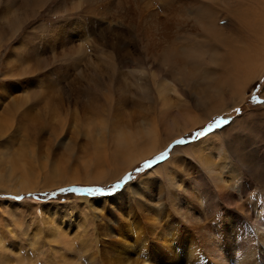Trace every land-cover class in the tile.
Masks as SVG:
<instances>
[{
  "label": "rangeland",
  "instance_id": "374dc122",
  "mask_svg": "<svg viewBox=\"0 0 264 264\" xmlns=\"http://www.w3.org/2000/svg\"><path fill=\"white\" fill-rule=\"evenodd\" d=\"M61 1L0 0V264L144 263V250L126 255L120 245L151 232L157 212L192 226L177 207L187 184L212 202L203 230L231 211L248 241L255 215L238 202L216 207L199 152L206 148L225 180L246 183L239 203L263 202L264 0H238L256 25L228 16V0H155V49L145 38L153 25L133 0H117L115 11L130 1L134 14L110 27L95 24V12L55 15ZM15 15L25 20L19 32ZM57 24L71 37L52 40ZM235 56L251 59L254 73L232 83L226 66ZM211 60L223 62L213 68ZM216 121L228 123L196 138ZM116 184L112 195L80 191L109 193ZM155 262L174 264L164 251Z\"/></svg>",
  "mask_w": 264,
  "mask_h": 264
},
{
  "label": "bare ground",
  "instance_id": "6f19581e",
  "mask_svg": "<svg viewBox=\"0 0 264 264\" xmlns=\"http://www.w3.org/2000/svg\"><path fill=\"white\" fill-rule=\"evenodd\" d=\"M133 1L135 2V5L138 10L137 12H139L138 15L140 16V18L142 20H146L145 25L148 24L153 25L152 27H150V30L147 31L148 36H146L145 38L146 41L150 42V46L152 45V49L153 48L155 49L157 44L154 42H156L155 40L158 39V37H155L154 35H149L148 32L154 30L156 32L162 27V22H160L159 8L153 5V2L155 0H133ZM160 1H166V0H160ZM35 2H37V4L38 3L42 4L41 2H43V0H35ZM116 2L117 0H63L57 5L58 8L57 6L55 7V9L56 8L57 9L53 13H55V15L57 14L60 15L63 13L67 15H72L75 12H81V11L87 13L92 12V14L93 12H95L94 14L96 16L90 15L92 17L97 18L94 20L95 24L97 25L104 24V25H108V27H110V25L112 24L118 26L119 24H123L121 22H123V19L125 17H127V14L133 15L134 11H132V9H129L130 7H132V2L130 1H124V3L122 4L120 3L119 7H117L118 11H115L113 8L116 9V4H117ZM177 3L185 4V2H181V1H178ZM223 6L228 16H232L235 20L238 19L242 20V23L245 25H248L247 23H251V22L256 25V19L253 16L249 17L248 15L245 14L244 10L241 8V6H239L238 0H228ZM201 16L204 19L206 18L204 12L200 13L199 17ZM12 19L16 26L15 32H19L20 29L25 25V20L23 19V16L15 15L13 16ZM61 26L62 25L57 24L58 29L52 32L53 36H51V39L53 37L55 38L57 37V39L59 38L60 41L64 38L67 39L68 37H71L72 34L71 27L64 26L65 27L64 29V27L61 28ZM213 27L214 25H212V28ZM164 37H167V34ZM166 47L168 48V51L172 53V46L167 45ZM251 57H254V55H251L249 58ZM232 58H237V59L236 61H232L229 66L225 65L227 72L231 76L229 80L230 82L232 83L238 82L241 79V76L246 72L254 73V69L252 68L254 63L251 59L249 61L247 59L246 64H242L241 58L237 56ZM211 62L214 68L215 64L218 65L217 63H222L223 61L211 60ZM140 74L143 76L142 72H140ZM177 124L178 123H175V126ZM203 150H206V148L201 149L199 155L201 157L203 155L202 157L203 165L207 169L208 174L213 184L215 185V190L218 193V196L215 195V197L217 198L214 199L215 201H217L215 203L216 207H219L224 203V205H226L225 206L226 209L227 206L235 205V203L237 204L238 202V206L236 207L237 210L242 211L243 214H246L248 218H252V219L254 214L256 219L253 220L254 234L253 236H251L252 239L249 238L248 241L243 239V236L247 235V233L245 227L243 226V222L241 219L242 216L237 214L233 215L231 211L226 213L225 219L221 223V226L217 225L216 228L207 226L206 229L203 230V226L207 225L206 223L207 219H205V216L209 215V209L211 208L210 204L212 202L209 204L207 201L204 200L203 193L200 192L199 188L197 187L193 188L192 191V188L187 184L186 187L184 186L185 188L183 189V194L186 197L188 196L187 197L188 199L187 200L184 199L183 202L181 203L179 202L177 207L181 208V210L185 209V212L182 213V217L184 218L183 220L191 223L192 226H186L180 224L179 222H177L176 218H174L173 215H172V222H170L168 219H165V217L162 216L159 212H157L158 215L153 217V220H151L152 221L151 223L154 222V226H151V224L150 225L146 224L145 226L146 229L148 230L150 229L151 232L149 231L146 234L142 232L141 234L136 235L133 242L127 244L126 241H123L122 244L120 245L121 248H123L122 251H124L126 255H129L130 253L129 251H134V250L137 251L138 249L139 250L142 249V251L144 250L146 253L144 258V263H140V264H156L155 262L156 258L160 253H162V251L172 255V262L174 264H202L203 261L204 264H264V198H263V202L261 201V199L258 198H250L249 202H246L245 204L239 203V201L242 200L246 192V187H245L246 183L244 184L242 182L240 183L229 182L224 178H222L223 176L221 177L220 174L221 172L218 171L217 168H215V164L208 157L212 155L211 154L210 155L208 154V156L204 155L205 153ZM173 186L176 189V191H179L178 189L181 188V185L179 184L178 181H175V183H173ZM195 190L199 194V197L198 194L195 192ZM195 193L197 196H195ZM193 195L195 196V198L193 197ZM188 204H191L194 207L195 211L192 216L189 215L191 214V211L188 208L189 206ZM152 212L154 213V210ZM215 235L217 238L215 242L209 239L215 237ZM200 237L204 240L207 239L208 240L205 243H203L202 240H200ZM235 244H237V249H235ZM122 261L123 260L121 259L120 264H138L136 259L130 260L126 263H123ZM13 264H34V262L32 261L30 262L28 260V261H20ZM66 264H70V262H67ZM71 264H77V263H71Z\"/></svg>",
  "mask_w": 264,
  "mask_h": 264
},
{
  "label": "snow or ice",
  "instance_id": "6c2138e0",
  "mask_svg": "<svg viewBox=\"0 0 264 264\" xmlns=\"http://www.w3.org/2000/svg\"><path fill=\"white\" fill-rule=\"evenodd\" d=\"M161 10H163L161 8ZM240 110L237 109V112H239ZM227 124L228 121H216L214 124H210L207 128H205L203 131H199L195 134L196 138H199V137H203V136H206L209 132H212L213 129H216V128H219L221 126V124ZM178 144H184L185 141L184 140H180V141H177ZM168 156V153L165 152V153H162L157 159L158 160H164L166 157ZM153 162H149L147 164H145V168H149L151 167V164ZM127 180V177L125 178ZM121 188V185L120 184H116L113 186V189L112 191H110L109 193H105L103 189H83V190H80V191H86L88 193H100L101 195H112V194H115V191L120 189Z\"/></svg>",
  "mask_w": 264,
  "mask_h": 264
}]
</instances>
